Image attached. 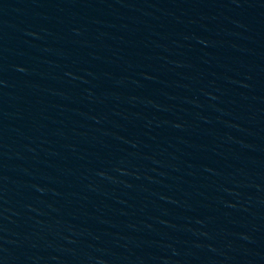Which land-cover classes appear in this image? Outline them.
<instances>
[{"label":"water","instance_id":"obj_1","mask_svg":"<svg viewBox=\"0 0 264 264\" xmlns=\"http://www.w3.org/2000/svg\"><path fill=\"white\" fill-rule=\"evenodd\" d=\"M0 264H264V0H0Z\"/></svg>","mask_w":264,"mask_h":264}]
</instances>
